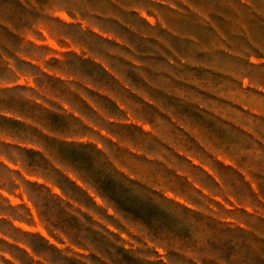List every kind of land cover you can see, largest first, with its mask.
<instances>
[{
    "label": "rangeland",
    "instance_id": "1",
    "mask_svg": "<svg viewBox=\"0 0 264 264\" xmlns=\"http://www.w3.org/2000/svg\"><path fill=\"white\" fill-rule=\"evenodd\" d=\"M189 1L201 41L212 10L228 36L159 109L93 60L126 54L73 23L87 2L0 0V264H264V0Z\"/></svg>",
    "mask_w": 264,
    "mask_h": 264
},
{
    "label": "crops",
    "instance_id": "2",
    "mask_svg": "<svg viewBox=\"0 0 264 264\" xmlns=\"http://www.w3.org/2000/svg\"><path fill=\"white\" fill-rule=\"evenodd\" d=\"M87 2L90 7V13L87 16L78 15L73 18V23L78 24L82 29L87 27L98 31L100 35L115 41L117 47L123 48L126 56L120 58L116 53H108L105 56L94 55L93 60L107 69L111 75L120 80L122 90L142 96L150 103L160 106L159 98L149 95H162L171 93L169 87L175 86L181 79L183 68L188 71L198 69V67L209 68L203 64L199 58V47H203L204 52H215L217 46L214 40L215 35L220 42L224 43V38L228 36L222 28L221 23L229 20L224 13L212 10L203 20L204 28L210 30L212 41L205 43L200 40L198 32L199 8L189 0H82ZM215 7L220 3L214 2ZM247 5L244 3L243 8ZM184 12L189 13L190 23L184 24ZM193 12L195 28L193 27ZM199 12V13H198ZM205 16V15H204ZM106 22L109 25L100 23H91L93 20ZM109 26V27H108ZM120 29V31H118ZM239 34V33H238ZM241 34V33H240ZM120 45V46H119ZM188 46V50L182 48ZM194 47V49H193ZM55 52V51H54ZM125 60L124 67L116 68L113 62ZM213 67V65H210ZM117 69V70H116ZM136 71L133 75L129 73ZM101 93L109 95L116 103V107L121 113L119 116L107 115L109 125H141L139 119L134 120L131 107L119 96H113L112 93L99 89ZM94 110L98 111L99 107L89 101ZM146 124H142L145 127ZM98 127V126H95ZM100 133L103 131L108 135L117 137L108 127H98ZM101 135V134H100ZM102 139H106L101 135ZM77 145H86L87 143L79 142ZM68 145H71L70 143ZM100 153L104 154L101 149L97 148L98 144H91ZM56 168V167H55ZM56 171L65 176L67 180L73 183L74 187L79 188L72 181L68 174L56 168ZM78 181L88 184L91 189L95 186L89 184L88 176L70 169ZM29 172V173H28ZM64 172V173H63ZM31 176L43 177L44 175L36 171H27ZM88 187V186H87Z\"/></svg>",
    "mask_w": 264,
    "mask_h": 264
},
{
    "label": "trees",
    "instance_id": "3",
    "mask_svg": "<svg viewBox=\"0 0 264 264\" xmlns=\"http://www.w3.org/2000/svg\"><path fill=\"white\" fill-rule=\"evenodd\" d=\"M96 192L100 193L104 198H106L105 195H103L104 191H99L96 189Z\"/></svg>",
    "mask_w": 264,
    "mask_h": 264
}]
</instances>
